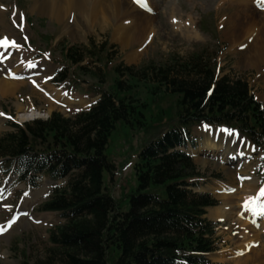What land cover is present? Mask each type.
Masks as SVG:
<instances>
[{"label":"trees","instance_id":"16d2710c","mask_svg":"<svg viewBox=\"0 0 264 264\" xmlns=\"http://www.w3.org/2000/svg\"><path fill=\"white\" fill-rule=\"evenodd\" d=\"M200 29L211 32L203 23ZM107 46L64 47L69 67L52 82L69 81L74 66L85 71L78 65L86 55L106 71L115 54ZM112 73L108 87L103 86L106 75L100 77L94 88L99 98L88 109L71 117L53 112L47 120L11 124L13 132L0 137V169L6 166V174L15 165L18 181L33 187L39 176L66 179V188H53L39 207L64 219L49 233L62 264H211L215 225L204 215L218 202L188 189L193 186L189 181L200 175L190 156L177 148L187 140L193 143L192 126L224 125L264 149V108L245 81L219 77L218 67L204 53L165 67L118 64ZM141 85L147 93L144 101L134 98ZM164 98L171 104L157 116L172 126L137 154L132 167L136 186L124 195L128 209L123 211V199H115L105 184L116 170L105 153L109 137L123 125L145 129L149 103ZM40 264H50V259Z\"/></svg>","mask_w":264,"mask_h":264},{"label":"rangeland","instance_id":"374dc122","mask_svg":"<svg viewBox=\"0 0 264 264\" xmlns=\"http://www.w3.org/2000/svg\"><path fill=\"white\" fill-rule=\"evenodd\" d=\"M149 1L156 3L155 7L152 5L149 9L151 13L146 12L152 25L149 32L136 41L129 40V26L123 25L118 30V25L122 22L110 19L104 10L96 14L94 21L89 19L88 9L82 12L69 11L63 21H58L41 14L33 0H0V45L7 47L9 44L6 40L14 43V47L7 50L8 53L0 51V62L4 61L9 66L3 74L0 73V78L11 80L12 76L5 77L6 74L16 66L22 69L19 75H15L20 76L19 81H15L20 82L17 90L7 95L0 93V137L13 131L10 123L24 124L34 119L21 118L32 112L44 120L52 112L72 116L77 110L85 109L97 98L90 92L91 88L97 85L104 74L106 76L103 86L111 85L112 68L119 63L136 69L150 64L154 67H165L185 63L200 53H204V56L218 65L221 77L245 81L257 101L264 105V66L259 69L247 67L242 57V53L246 56L251 50L250 36L253 34L255 37L256 30L264 25V12L256 9L255 1L248 0V10L242 12L235 5L239 0ZM257 1L264 5V0ZM236 12L238 13L235 14ZM200 20L211 30L210 33L198 29ZM173 21L188 24L192 33L186 35L177 30ZM229 21H232L230 29H245L247 33L253 28L254 32L249 37H234L235 41L232 38L233 33L228 29ZM117 30L119 35L115 34ZM91 43L108 44V50L115 53L111 54L112 65L103 71L102 64L85 58L80 64L85 71L81 72L74 67L71 69L74 75V82L71 84L73 94L66 98L62 89L64 84L54 86L50 82L55 72L65 63L62 49L65 46H75L82 50ZM16 54L19 57H15ZM18 58H21L20 62ZM44 91L47 92V97H44ZM51 92L52 96L59 94L57 103L49 102L53 98ZM134 98L141 101L147 99L143 85L139 86ZM170 104L165 98L155 104L149 103L144 113L148 131H145L147 127L143 130H132L123 125L117 127L109 137L105 153L116 170L112 181L106 179L105 184L115 199H123V211L128 209L124 195L136 186L131 168L137 160V154L150 140L168 130L165 117L160 116L158 119L157 115ZM202 129L193 127L191 132L195 138L194 147L187 143L183 148L192 157L201 175L198 180H192L198 184L194 191L205 192L219 202V207L226 204L230 208L226 215L211 214L214 209L207 211V219L216 223L217 250L209 258L212 264H264V235L261 231L264 197L260 194L256 196L252 203L256 204L255 210L251 208V204L247 206L246 203L252 198V192L264 188V153L255 150L251 154L250 150H245L250 151L251 156H247L249 158L240 156L230 159L231 154L247 149L246 145L240 144L238 141L241 140L238 138L218 132L215 134L216 141L226 150L227 157H224L225 160L217 159V153L209 154L198 150L200 143L204 142V136L211 134L209 130ZM238 160L242 161L237 162ZM66 183L65 179L52 182L40 178L33 188L17 181L14 166H11L7 176L0 173V264H20L23 261L40 264L48 262V259L50 264H62L61 252L50 243L49 233L62 226L64 220L57 214L42 213L38 209L49 198L53 187L64 189ZM257 205L261 208L258 209ZM251 214L257 217V223L251 225V232L255 233L252 235L248 231L245 236L242 222L249 220ZM252 238H257V246L245 252L247 246L244 244Z\"/></svg>","mask_w":264,"mask_h":264},{"label":"bare ground","instance_id":"6f19581e","mask_svg":"<svg viewBox=\"0 0 264 264\" xmlns=\"http://www.w3.org/2000/svg\"><path fill=\"white\" fill-rule=\"evenodd\" d=\"M33 1L35 3L34 4L35 7L37 8V10H39V12L41 14H44L45 16H48V17L55 19V20H58V21L59 20L63 21L64 18H66L65 15L69 11L78 10V11L82 12V11H85L86 9H88V11H89V16H88L89 19L95 20L96 14H98L100 12V10H104L108 13V15L110 16V19H114L115 21L122 22V24H120V26L118 25V27H119L118 30H120L123 25L129 26V33H130V39L129 40H136V41L139 40L138 38L143 37L145 35V33L148 31L149 27H151L150 26V25H152L151 19L146 14V12L149 11L150 8H152L151 7L152 5L154 7L156 6V3L150 2L149 0H146V3H147L146 10L147 11L136 6L135 3L132 2V0H33ZM247 3H248V0H239L238 3H235V5L238 6L242 12L244 10H248L246 7ZM241 4H244V5H241ZM148 5H149V7H148ZM237 13L238 12H236L235 14H237ZM262 21H264V19ZM173 23L176 26V29L184 32V34L190 35V33H192V30L188 24H182L180 22H175V21H173ZM72 26H73V24H72ZM231 26H232V21H229L228 29L233 33L232 34L233 40L236 39L234 37H238V38L242 37V36L249 37L251 35V33L254 32L253 28H250L249 31L246 33L245 31H247V30H245V29H233V27L230 29ZM263 26L264 25L260 26L256 30L255 37L253 34L250 36L249 40L252 38L251 42L249 43L251 46V50L248 53V55L245 56V54L242 53L243 63L247 67L259 69V67L264 66V28H263ZM118 30L115 31L116 35H119ZM7 53H8V51H7ZM15 57H19V56L16 54ZM17 60H18V62H20L21 58H18ZM18 67L19 66L14 67L13 71L8 72L5 77L12 76L14 78L15 75H19L18 73H20V71H22V69L21 68L18 69ZM8 68H9V66L6 63H4L2 61L0 62V73L1 74H3L5 70H8ZM5 79L6 78H3V79H2V77L0 78V93L2 95L14 93L17 90V88L19 87L20 82H15L14 80H9V79L5 80ZM46 91L43 92L44 97H47ZM52 94H53V92H51L50 95L52 96ZM52 97H53L52 99H49L50 103H57L59 101V100L58 101L56 100L59 97V94L54 95ZM60 102H62V101H60ZM38 117H39V115L35 114L34 112L21 116L22 119H31V118L35 119ZM206 130H209L211 132V134L204 136V138H205L204 142L200 143V145H199L200 148L198 147V150L202 151L204 153H209V154L217 153V155H216L217 159H219V158H220V160L226 159V158H224L226 156V150L224 148H221V146L219 145V143H217L216 138H215V134H217L218 132H221V133L233 136L235 138H238L241 140V141H238V142H240V144H243L246 146L248 145L247 142L243 138H241L240 136L238 137L237 134L231 133L229 131H226V130H219L218 131L217 129H211V128L204 129V131H206ZM242 141L243 142L245 141V143H243ZM245 150H248V149H244V151L239 150L238 152L231 154L229 156L230 159L231 158L237 159L240 156L242 158V157H247L248 155H250V151H245ZM221 151H222V153H220ZM251 184H252V182H251ZM250 188H251V186H250ZM247 189H248V187H247ZM260 191L261 190L256 191V192L255 191L252 192L253 196H252V194H251V196H252V198H254L253 202H254V200H256V196L260 194ZM245 195H247V194H245ZM260 198H258V200ZM248 205L249 204H247V206ZM255 206H256L255 203L254 204L251 203V208L253 210L256 209ZM257 207H258V209L261 208L260 205H257ZM228 208L229 207L226 204H224L223 206H220L216 209L214 208V210L211 209V210H213L211 212V214L214 215L215 213H217V214L219 213L220 215H224V214L226 215L228 212ZM256 220H257V217H255L254 214H251L249 220H246V222H242V225L244 226V229H245V230H243V234L245 236L247 235L248 231L249 232L252 231L253 228L251 227V225L254 226L257 223ZM261 220H262L261 231L264 235V213H263V217ZM251 233H252V235H254L255 232H251ZM256 244H257V238H255V239L252 238L251 241H248L247 243H245L244 246L245 245L247 246V249L245 252H248V250L254 246L256 247L257 246ZM237 253H239V251H237ZM229 255H231V254H229Z\"/></svg>","mask_w":264,"mask_h":264},{"label":"snow or ice","instance_id":"6c2138e0","mask_svg":"<svg viewBox=\"0 0 264 264\" xmlns=\"http://www.w3.org/2000/svg\"><path fill=\"white\" fill-rule=\"evenodd\" d=\"M135 2H136L139 6L147 8L146 0H135ZM260 196H261V197H264V188L261 189V191H260ZM253 199H254V198H250L249 201H247L246 203H247V204H251V203H253Z\"/></svg>","mask_w":264,"mask_h":264}]
</instances>
